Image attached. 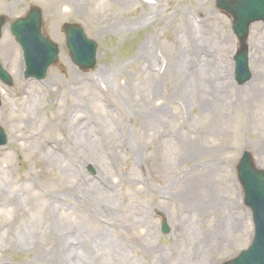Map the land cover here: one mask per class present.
Here are the masks:
<instances>
[{"label": "rangeland", "instance_id": "rangeland-1", "mask_svg": "<svg viewBox=\"0 0 264 264\" xmlns=\"http://www.w3.org/2000/svg\"><path fill=\"white\" fill-rule=\"evenodd\" d=\"M216 1L160 0L154 12L151 0H0L8 17L0 61L14 82L0 81L8 135L0 147V264H77L73 246L84 251L80 264H220L249 246L254 227L236 166L248 149L264 168V24L251 26L258 96L248 100L253 78L234 79L237 37ZM35 4L60 46L41 81L25 77L9 24ZM206 13V27L184 40L180 25H202L196 18ZM75 22L99 45L89 71L65 45L63 25ZM213 62L226 69L224 102L201 72ZM76 128L90 136L82 146ZM15 135L25 137L19 146ZM189 144L199 152L189 155Z\"/></svg>", "mask_w": 264, "mask_h": 264}, {"label": "water", "instance_id": "water-1", "mask_svg": "<svg viewBox=\"0 0 264 264\" xmlns=\"http://www.w3.org/2000/svg\"><path fill=\"white\" fill-rule=\"evenodd\" d=\"M220 5L226 7L233 12L236 19L235 29L240 35L242 41V48L238 55V69L241 72V79L245 80L247 77L246 64V45L244 40L247 35L248 24L253 17L264 18V13H259L257 3H251L248 8L241 9L238 13L234 7L236 1L219 0ZM263 6L264 1L257 0ZM240 15L244 18L240 22ZM6 17H0V36L1 28L5 23ZM42 27V12L38 8H33L27 17L16 20L12 28L17 35L19 41L26 52L27 60V75H36L44 77L47 67L55 62L58 56V47L49 38L41 34ZM67 33V46L69 47L73 60L84 69L93 68L96 64V48L95 42L86 38L83 30L72 24H66L64 27ZM0 78L5 82L11 83V78L0 66ZM0 142H5L2 138ZM239 175L244 183L246 191V201L251 206H254L257 211L256 225L257 232L253 241V245L249 250L242 252V254L235 260L226 264H264V170H257L254 167L252 157L249 152H246L239 165Z\"/></svg>", "mask_w": 264, "mask_h": 264}, {"label": "bare ground", "instance_id": "bare-ground-1", "mask_svg": "<svg viewBox=\"0 0 264 264\" xmlns=\"http://www.w3.org/2000/svg\"><path fill=\"white\" fill-rule=\"evenodd\" d=\"M155 3H153L151 6V11L154 10V12L157 10L159 4H160V0H154ZM154 12L152 13H149L150 14H154ZM146 17H148V15H146ZM212 15L211 13H206L205 14V17H204V20L203 19H200L199 21L197 20V22L200 24L202 23V25H194L190 22V20H186L182 25H180V29H181V33H182V38L184 40H187L189 37L190 38H193L194 39V35L197 31H201L203 28L206 27V25L209 23L210 19H211ZM258 37V33L256 34V38ZM260 37V36H259ZM219 42H226L228 40V37L226 35H220L219 38L217 39ZM13 43L11 42V40L7 37L6 41H4L3 43H1V48L3 50V53L5 55H9L11 53V50L13 49ZM256 54H259V49H257V52ZM198 55V54H197ZM200 56V55H198ZM197 56V58H198ZM196 58V59H197ZM202 58L203 60H206V57H200ZM149 61H152L151 58H149ZM148 61V62H149ZM211 61V60H209ZM254 61H255V65H256V68L258 66V56L257 58H254ZM156 62V61H155ZM184 63L185 61L183 60L181 62L182 64V67L184 68ZM201 63H199L200 65ZM149 65L151 67H154L155 68V63L152 61V63H149ZM226 69H222L220 67V64L219 63H214L213 64H206L204 65L202 68H201V72H203V75L204 73L210 78V80L212 82H214L215 85L212 84V86L209 87V89H211V94L214 96V98L216 99H219V101H225L226 99V94L228 93V86L226 85V80L224 78V73H225ZM106 78V74L104 72H99L98 74V77L96 79V81L98 82L99 79H105ZM193 81H195V83H197V79L198 78H201V76H199L198 78H194V77H191ZM257 78H258V75H253V79L252 81L248 84V100H252V99H256V97L258 96V92H257V89H256V81H257ZM216 79L219 80L218 83H216ZM200 80V79H199ZM196 88H199L201 91H207L206 88H204V86H202L201 84H199L198 86H196ZM208 89V90H209ZM158 113H154L155 114V117L157 116H160V115H164L165 111L164 109L160 108V110L157 111ZM153 114V115H154ZM154 116H152L153 118ZM155 121V118H153V121ZM75 131V136H76V139H77V143H78V146H82L83 144H85V142L87 140H89V135H85V133L82 132V130L80 129H77L74 130ZM22 138L24 139L25 137L24 136H21V135H15L13 137L14 139V143L19 146L20 145V141L22 140ZM199 152L198 151V148L195 147V146H192V144H189L188 145V149H187V153L189 155H193L195 153ZM52 157H55V156H52ZM103 238V237H102ZM70 253H73L75 254V256L79 257L78 261H77V264H80L81 263V260L83 258V249L80 250V248H75L74 246L71 247ZM76 263V262H74Z\"/></svg>", "mask_w": 264, "mask_h": 264}]
</instances>
